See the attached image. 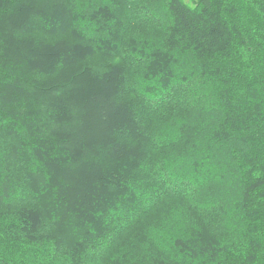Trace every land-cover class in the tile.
Returning <instances> with one entry per match:
<instances>
[{
    "label": "trees",
    "instance_id": "trees-1",
    "mask_svg": "<svg viewBox=\"0 0 264 264\" xmlns=\"http://www.w3.org/2000/svg\"><path fill=\"white\" fill-rule=\"evenodd\" d=\"M0 264H264V0H0Z\"/></svg>",
    "mask_w": 264,
    "mask_h": 264
},
{
    "label": "bare ground",
    "instance_id": "bare-ground-1",
    "mask_svg": "<svg viewBox=\"0 0 264 264\" xmlns=\"http://www.w3.org/2000/svg\"><path fill=\"white\" fill-rule=\"evenodd\" d=\"M133 67V66H132Z\"/></svg>",
    "mask_w": 264,
    "mask_h": 264
}]
</instances>
